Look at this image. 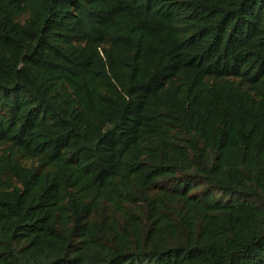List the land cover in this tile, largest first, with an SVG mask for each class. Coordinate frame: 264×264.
Wrapping results in <instances>:
<instances>
[{
  "label": "trees",
  "instance_id": "trees-1",
  "mask_svg": "<svg viewBox=\"0 0 264 264\" xmlns=\"http://www.w3.org/2000/svg\"><path fill=\"white\" fill-rule=\"evenodd\" d=\"M0 264H264V0H0Z\"/></svg>",
  "mask_w": 264,
  "mask_h": 264
}]
</instances>
